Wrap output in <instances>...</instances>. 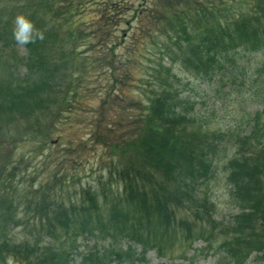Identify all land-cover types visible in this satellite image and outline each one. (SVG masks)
Wrapping results in <instances>:
<instances>
[{
  "label": "trees",
  "instance_id": "obj_1",
  "mask_svg": "<svg viewBox=\"0 0 264 264\" xmlns=\"http://www.w3.org/2000/svg\"><path fill=\"white\" fill-rule=\"evenodd\" d=\"M256 1L257 16L252 19L251 16L242 17L239 20L242 24L234 31L227 22L214 19L212 24L207 23V32L213 37H202L196 45H179L180 49L175 51L174 57L170 51H166L163 56H172L171 60L183 62L188 72H194L202 78H213L216 73L226 75L228 69L221 60L227 58V51L233 50L235 34L241 37L237 46L253 51L264 50V2ZM172 6L175 15L182 18L184 24L187 19H183V16L187 17V11L181 13L179 6ZM165 15L170 16L167 11ZM188 29L184 25L183 31L190 41L192 36L187 32ZM176 38L179 40L178 36ZM50 81L47 79L44 82L37 77L22 87L13 88L10 83L0 86V109L8 112L9 122L13 123L22 117L30 118L36 112H49L46 106L49 104L42 101L41 96L47 92ZM168 94V90L164 89L153 101L154 106L159 104L163 109H159L155 115V109L151 108L154 112L141 121L143 125L140 123L137 130L110 144L119 158L114 169L118 183L123 185V192L122 196L118 194L116 201H112L108 221L93 220V215L99 211L96 195L90 196L89 207L82 209L89 218L80 215L82 211L76 212L75 208L69 213L52 204L47 214V236L61 244L66 259H63V252L49 249L50 264H72L71 251L65 246H73L76 236L85 232L90 235L98 232L97 240L109 239L111 242L108 248L89 252L80 264H110L113 261L121 264L126 259L128 264H133L137 260L138 248L143 250L142 257L154 248L163 255L168 249L162 242L168 238H178L181 229H185L183 242L192 244L194 240L202 239L209 243V248L215 247L218 252L226 253L225 259L235 264H245L256 252L261 254L258 259L264 262V120L258 115L260 118L256 119L251 136L236 138L238 157L230 161L229 185L233 201L242 213L234 217L232 225L224 226L213 219L214 208L211 206L208 209V202L198 194V183L208 178L206 170L210 167L206 160L199 168L195 164L198 152L192 143L196 142L199 135L188 130L185 117H179L178 120L169 114L161 116L164 112L169 113L175 104L169 100ZM80 98V94L73 97L79 106ZM68 100V96L63 95L57 101L59 107L63 105L65 108L68 103L71 106ZM23 102L29 108L22 110ZM7 140L5 138L4 141ZM200 152L201 155L205 154ZM210 152L217 156L216 150ZM12 156L11 153L10 159ZM3 207L9 211L14 208L8 204ZM186 208H189L194 222L179 218V212ZM44 209L39 205L36 215L39 211L47 213V207ZM12 217L13 220L17 219L15 215ZM221 235L223 237L218 245L217 240ZM36 261L45 264L39 258ZM28 264L34 262L30 260Z\"/></svg>",
  "mask_w": 264,
  "mask_h": 264
},
{
  "label": "rangeland",
  "instance_id": "obj_2",
  "mask_svg": "<svg viewBox=\"0 0 264 264\" xmlns=\"http://www.w3.org/2000/svg\"><path fill=\"white\" fill-rule=\"evenodd\" d=\"M19 1L23 9L19 10L18 14H30L31 12L27 9L30 0ZM241 1L243 3L239 2V0H231L233 6H240L242 8L239 12L240 15L244 17L257 15V3L255 1ZM260 1L264 2V0ZM171 4L183 6L187 10L188 17L191 15L194 16L196 9H198L197 0H172L171 3L169 1L165 2L164 0H144L143 2L142 0H123L116 7L113 6L111 0H107L103 9L108 11L102 12L103 17L110 20L106 23L108 24L107 28L105 22L98 21V11L93 6H87V17L84 20L81 17L76 18L77 21L82 23L81 27L76 30L84 32L87 26L90 27L89 33L95 38L93 41L94 44H97V46L100 45L101 40H105L102 42V46H107L109 43H112L117 54V59L114 62L116 73L122 67L119 59L122 54H125V67L122 70L125 69V73L129 76L125 87L130 90L129 94L125 97L126 100L122 107L125 113L122 114V117L116 118L115 121L118 119V121L124 122V124H129L128 129L136 128V124L141 122L138 118V111H142V106L140 108L137 105L134 96L140 98L142 102L147 101V98L141 93L145 88L141 87L143 82L153 79V76L157 79L158 75H165L164 72L157 74L160 69L156 68V65L153 63V61L160 59V52H158V49L157 52L151 50L148 46L149 43H152L162 47L166 43L165 33H173V29L168 23L178 24L180 21V17L173 15L175 11H173ZM166 8H168L167 11L170 13V17L163 15ZM220 9L222 11H230V5L224 3L220 6ZM110 10L112 12H109ZM133 17L135 19L134 21L132 19ZM252 18L250 17V19ZM217 19L223 22L226 16L218 13ZM227 19L233 29L242 24V22L234 20L233 17H228ZM99 22L102 30L97 32L95 29H92V24ZM111 22L113 24H110ZM105 29L106 31L104 32ZM106 34L107 37L104 36ZM138 34L143 35L141 41H146L145 46H140L141 50L135 52V55L133 52V55L129 51L125 52L126 48H122V44L127 46L128 43L130 44L129 40L131 38L134 40L135 36H139ZM58 38L62 40L64 48L67 43L66 37L58 35L56 39ZM137 44L139 43L137 42ZM58 45L60 47L61 43ZM17 50L19 58L26 57L27 51L23 47H18ZM61 53L63 52H58V55ZM103 53L104 49L98 53V56H105ZM78 57V60L81 62L85 58L82 54H79ZM98 62L95 60L89 62V64L87 62L85 65L91 66L90 72L83 74L84 71L80 70V76L85 75V77L77 79L79 84L76 87L81 86L90 92L89 97L86 99L88 103L84 107L85 110L80 109L74 111L76 119L69 121L71 118L69 112V114L60 113L62 109H54V112L57 113L55 118L61 124L60 132H62V138L57 139L58 136L51 131L54 127H50L49 133L46 130L43 131V134L49 136V140L53 144L51 147H48L47 157L41 163V168L38 171L46 172L47 179L55 185V189L61 191V197L65 201L81 200L84 198L86 190L89 189L90 191L97 189L102 193H107L109 199H114V196L119 191L117 190L118 182L115 179L116 173L112 166L119 161V158L113 152L110 143H115V137L122 134V131L117 128L120 131H116L115 136L111 138H107L106 134L102 133L104 141H101L97 140L95 128L90 127L87 123V118H89L91 110L93 112L90 115L91 120L96 121L94 117L97 118L101 115V111L98 108L99 103L102 102L100 96L104 93L105 88L111 90L113 86V78L98 66ZM164 63L169 64L165 61ZM156 64L160 66V60ZM227 64L230 66V61ZM232 64L234 68L230 70L229 78L223 84L218 83V80L202 82V80H199L194 75H187L178 66L174 69V73L177 74L180 79L179 82H181L179 92L181 95L180 98L183 100V105L184 107H193V111L185 110L192 114L193 117L196 116L200 119V126L198 128L205 134V137L207 136L208 140H219L220 142L218 144V151H220L218 154L219 159L213 167L214 175L212 179L203 184V192L208 194L210 203L215 208V220L218 222L222 221L225 224L232 223V217L239 213L238 208L233 203V196H231V190L227 184V161L236 152L232 144L233 141L230 139L235 138L241 132L248 134L251 131V126L254 123L251 118L255 113L262 112L264 116V52L237 57ZM71 65V63L67 64V71H75ZM16 70L20 76L26 73L23 65L19 66ZM147 70L149 72L153 70L155 74L149 77ZM165 77L169 80L172 78V74H167ZM63 80L65 82L71 81L68 77ZM155 84L156 81L151 88H155L156 90ZM67 88L62 83V80L56 87V89L63 90H67ZM73 92L69 94V98L73 97ZM126 107L128 109H125ZM64 110L66 112L69 111L67 108ZM4 122L7 121H0V130ZM106 122L108 123L109 121ZM116 124L119 127L118 123ZM23 132L19 128L14 129V133L18 134V136ZM5 137L6 131L5 133L0 131L1 146L5 142ZM3 153H0V157ZM53 166L56 167L52 170ZM31 171L35 172V167ZM56 194L58 192H55L52 197ZM182 216H185V213H182ZM19 228L14 235V240H16L14 245L17 246L27 241L24 228ZM87 242L84 238L79 241L81 251H86ZM182 247L183 244H180L178 241L177 245L171 247V249L176 251V255H178ZM205 247L206 244L199 241L194 246V250L188 252L186 262L177 261L171 263L168 260L159 259L155 252L150 253L148 255V264H189L190 262L194 264H218L221 260V255L215 253L213 250H206ZM256 257L257 253L252 255L247 263L256 264Z\"/></svg>",
  "mask_w": 264,
  "mask_h": 264
},
{
  "label": "clouds",
  "instance_id": "obj_3",
  "mask_svg": "<svg viewBox=\"0 0 264 264\" xmlns=\"http://www.w3.org/2000/svg\"><path fill=\"white\" fill-rule=\"evenodd\" d=\"M12 34L15 42L21 46L44 38L43 33L36 29L34 22L25 14H19L15 17ZM8 264H12L11 259H9Z\"/></svg>",
  "mask_w": 264,
  "mask_h": 264
}]
</instances>
